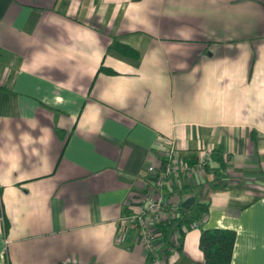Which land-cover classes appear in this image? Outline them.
Segmentation results:
<instances>
[{
  "label": "crops",
  "instance_id": "crops-1",
  "mask_svg": "<svg viewBox=\"0 0 264 264\" xmlns=\"http://www.w3.org/2000/svg\"><path fill=\"white\" fill-rule=\"evenodd\" d=\"M0 86V264H152L116 222L168 139L212 155L165 183V264L215 228L264 264V0H0Z\"/></svg>",
  "mask_w": 264,
  "mask_h": 264
},
{
  "label": "built area",
  "instance_id": "built-area-1",
  "mask_svg": "<svg viewBox=\"0 0 264 264\" xmlns=\"http://www.w3.org/2000/svg\"><path fill=\"white\" fill-rule=\"evenodd\" d=\"M177 143L168 139L162 149L163 164L160 167L149 165L147 171L153 176L152 185L139 196L138 205L133 211L124 212L116 222L117 234L115 243L123 242L130 230H136L139 242L152 259V264H165L164 252L159 251L157 244L161 234L159 224L174 217L179 210V203L172 196L166 194L165 183L182 174L191 175L195 171H205L209 164L212 150L205 148L197 157L194 164L176 158ZM193 222L192 226H197ZM180 242H175L178 247Z\"/></svg>",
  "mask_w": 264,
  "mask_h": 264
},
{
  "label": "trees",
  "instance_id": "trees-1",
  "mask_svg": "<svg viewBox=\"0 0 264 264\" xmlns=\"http://www.w3.org/2000/svg\"><path fill=\"white\" fill-rule=\"evenodd\" d=\"M112 48L124 57H138L137 51L126 44L115 42L113 43ZM0 89L5 88L0 86ZM195 160L188 163L194 164ZM208 168L209 164L207 165V168H205V170ZM173 220L174 219L171 218L159 224L161 235L163 237L167 236L169 231L168 227L173 224ZM235 238L236 233L231 229L215 228L202 230L199 237V248L203 252L205 264H230Z\"/></svg>",
  "mask_w": 264,
  "mask_h": 264
}]
</instances>
